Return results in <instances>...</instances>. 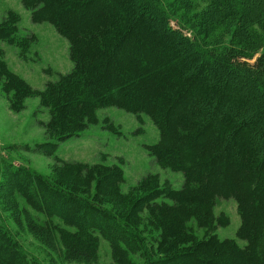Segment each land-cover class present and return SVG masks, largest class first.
I'll use <instances>...</instances> for the list:
<instances>
[{"label":"trees","instance_id":"trees-1","mask_svg":"<svg viewBox=\"0 0 264 264\" xmlns=\"http://www.w3.org/2000/svg\"><path fill=\"white\" fill-rule=\"evenodd\" d=\"M22 4L32 23H49L66 39L73 64L37 91L0 49L9 109L38 96L48 110L49 140L39 149L50 156L56 142L97 123L100 109L145 114L159 132L149 154L181 172L183 185L148 174L123 193L117 165L60 161L46 178L0 159V205L11 224L77 264H95L101 240L114 264H136L134 255L144 264H264V0ZM6 17L0 41L27 51L19 16ZM220 199L235 200L243 245L215 233L229 224L214 215ZM8 224L0 219V264H41Z\"/></svg>","mask_w":264,"mask_h":264},{"label":"rangeland","instance_id":"rangeland-1","mask_svg":"<svg viewBox=\"0 0 264 264\" xmlns=\"http://www.w3.org/2000/svg\"><path fill=\"white\" fill-rule=\"evenodd\" d=\"M165 1V0H164ZM9 12L19 16L18 36L30 43L27 51L16 44L0 41L3 60L7 67L30 87L42 91L48 82H55L59 76L72 70L68 42L55 28L46 22L32 23L30 11L25 9L22 0H0V23L6 20ZM171 25L176 28L175 23ZM189 35V34H187ZM34 40L31 42V39ZM250 63H253L252 61ZM49 119L46 108L40 105V98L32 96L24 101L23 109L13 112L9 109L7 97L0 90V159L46 178H50L54 168L63 162H80L88 165H117L123 170L124 181L120 187L126 193L148 174L158 175L174 189L183 185L181 172L161 168L148 152L159 140V132L145 114H131L116 107L100 109L97 123L90 125L77 136L56 142V149L50 156L45 155L39 146L49 139L45 124ZM167 201V200H164ZM225 214L229 219L226 227H219L216 234L220 239H234L239 245L244 241L236 237L240 225L234 199H220L214 206V215ZM1 221L5 219L24 253L41 264H77L67 262L61 255H53L36 238L11 224V211L0 205ZM202 235V231L198 230ZM99 258L95 264H114L108 244L100 241ZM136 264H144L138 256H132Z\"/></svg>","mask_w":264,"mask_h":264}]
</instances>
